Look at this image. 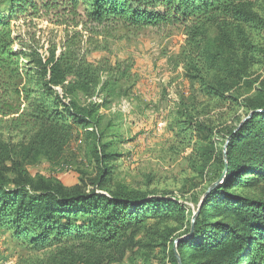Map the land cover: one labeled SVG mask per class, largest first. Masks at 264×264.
Returning <instances> with one entry per match:
<instances>
[{
	"label": "rangeland",
	"instance_id": "obj_1",
	"mask_svg": "<svg viewBox=\"0 0 264 264\" xmlns=\"http://www.w3.org/2000/svg\"><path fill=\"white\" fill-rule=\"evenodd\" d=\"M241 7L256 17L230 23L219 18L197 30L191 21L140 28L97 24L83 7L74 13L42 9L10 23L12 50H37L43 56L55 50L57 56L68 42L103 70L102 80L126 71L99 110L111 124L103 129L99 144H108L98 148L100 153H93L92 137L80 133L55 153L26 157L22 167L28 175L86 191L103 175L104 190L164 193L185 207L181 221L150 219L135 231L123 259L111 264H173L170 247L177 252L179 238L188 237L202 200L218 183L224 140L246 119L264 85V0ZM8 12V0H0V13ZM18 74L16 79L0 74V95L3 82L8 88L22 86ZM78 95L81 103L102 102L96 94ZM25 112L26 102L14 93L0 97V143L20 150L34 138L36 128ZM195 123L212 128L211 137L199 139ZM241 192L264 199V181ZM44 256L0 232V264H32Z\"/></svg>",
	"mask_w": 264,
	"mask_h": 264
},
{
	"label": "trees",
	"instance_id": "obj_2",
	"mask_svg": "<svg viewBox=\"0 0 264 264\" xmlns=\"http://www.w3.org/2000/svg\"><path fill=\"white\" fill-rule=\"evenodd\" d=\"M248 1L253 0H8V14L0 13V74L16 79L20 72L22 86L14 83L8 88L3 82L0 97L12 92L25 101L26 117L36 131L20 150L0 143V232L32 252L45 253V259L32 264L119 262L135 231L154 218L181 221L185 207L164 193L104 190L103 175L89 191L28 175L22 167L26 157L55 153L80 133L92 137V151L96 156L100 153L98 148L108 144H99L103 129L111 124L99 110L126 71L102 80L103 70L68 42L57 56L55 50L48 56L37 50H12L10 23L42 9L74 13L83 7L87 19L97 24L140 28L191 21L197 23L193 28L197 30L219 18L229 23L253 20L256 15L241 7ZM25 57L28 62L21 64ZM78 93L85 99L96 94L102 104L81 103ZM256 96L251 116L227 134L218 183L202 200L188 237L179 238L177 252L170 247L171 263L179 264L177 253L182 264H264V199L241 192L264 181V85ZM193 127L199 139L211 137L212 128L202 123ZM112 155L104 153V157Z\"/></svg>",
	"mask_w": 264,
	"mask_h": 264
},
{
	"label": "water",
	"instance_id": "obj_3",
	"mask_svg": "<svg viewBox=\"0 0 264 264\" xmlns=\"http://www.w3.org/2000/svg\"><path fill=\"white\" fill-rule=\"evenodd\" d=\"M249 116H251V114L249 115ZM215 185V184H214ZM191 233V232H190ZM178 261H179V264H181V261L178 259Z\"/></svg>",
	"mask_w": 264,
	"mask_h": 264
}]
</instances>
